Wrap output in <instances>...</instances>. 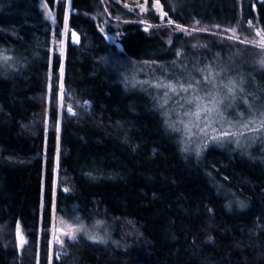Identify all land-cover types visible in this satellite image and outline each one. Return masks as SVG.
<instances>
[{
	"label": "trees",
	"instance_id": "16d2710c",
	"mask_svg": "<svg viewBox=\"0 0 264 264\" xmlns=\"http://www.w3.org/2000/svg\"><path fill=\"white\" fill-rule=\"evenodd\" d=\"M159 3L196 33L149 31L126 12L117 20L115 58L101 22L119 11L106 7L104 14L101 0H0V57L9 58H0V226L19 228L30 242L25 258L0 242V264H37V255L49 264V234L39 242L41 224L46 233L51 228L57 169L58 211L71 222H102L112 236L69 243L52 264H264V148L251 155L218 146L198 157L186 152L166 121L158 87L195 73L187 61L206 50L243 52L260 64L264 49L242 41L264 30V0ZM68 6L69 28L81 45L68 42L65 87L90 110L64 113L59 153L54 131L40 155L46 76L50 69L58 76L62 65L53 38L65 26ZM49 12L56 14L55 29ZM242 87L250 102L264 100V69L245 75Z\"/></svg>",
	"mask_w": 264,
	"mask_h": 264
},
{
	"label": "rangeland",
	"instance_id": "374dc122",
	"mask_svg": "<svg viewBox=\"0 0 264 264\" xmlns=\"http://www.w3.org/2000/svg\"><path fill=\"white\" fill-rule=\"evenodd\" d=\"M70 1V0H69ZM101 3L104 5L103 12L105 14L106 7L108 8H115L118 9L119 14L117 13V17L108 18L105 22H101L104 26L101 28L103 29L102 33L107 38V40L114 45L115 47V58L116 54L121 51V45L119 43L120 40V31H119V24L117 25L120 17H122L123 13H130L134 14L135 17L141 21L149 31H155L164 35H168L172 37L177 34H184L186 36H193L196 33V29L193 27H180L178 23H169L171 20L168 15H165V11L163 6L159 3L157 6L156 1L150 3L149 0H144L142 3L139 4H127L124 3L122 0H101ZM69 5V2H68ZM140 5H144V8H141ZM109 12V10H108ZM69 14H70V7H67V15L65 26L60 32V36H54L53 41L56 47L60 48L61 56H62V66H63V80H59L58 76L54 75L52 69H50L49 73L46 76V103L47 108L45 112V119L43 123L44 129V139L40 146L39 154L43 155L44 152L47 151L48 140L49 136L52 132L56 131L57 133V152L59 153L60 150V129L62 125V120L64 113H68L69 116L77 117L80 115L81 112L90 110V104L88 102H79L75 101L72 97L68 96L65 87V56L68 42L71 41L70 35V28H69ZM102 15L101 12V16ZM95 15V17L100 16ZM47 18L51 21L53 28H57L56 22V14L55 13H47ZM173 21V20H171ZM114 27V33H110L107 28ZM257 30V28H256ZM255 30V40H259V37L256 35ZM181 53V52H180ZM196 54L191 56V59L187 61V68H194L196 72H191L189 75L184 77L183 83H193L194 81H202L204 76L215 75L216 76V85L217 87L214 89L211 85L204 86L201 84L200 89L197 94L203 96L208 92H219L220 95H224L226 89L223 88V84H226L229 80H239L244 78L245 75H251L257 73L259 70L264 69V65L261 64H254L255 60L257 59L255 56H251L245 54L243 52L238 51H225L221 53H217L211 50L203 51L198 56ZM253 62V63H251ZM115 63V62H114ZM112 63V64H114ZM190 70V69H189ZM192 71V70H191ZM228 79V80H227ZM63 83V93L60 90V83ZM173 83H178L177 81ZM167 84V83H165ZM164 92H167L168 95L165 96L163 94L162 98V105L164 107V115L166 117L167 123L170 125L171 122H174L175 127H171L175 129L180 134L182 146L186 152L194 153L197 157L201 154L202 151L213 147H223V148H231V149H240L241 151L247 152V155H251L254 150L261 147L264 148V132L258 133L256 138H253L252 133H246L244 137L240 138V143L237 144L235 137L229 138H220L217 140L211 139L212 136H217L216 132H212L211 128L206 129L207 135L201 133L199 128L195 125L200 124L203 127L205 121L203 114L199 121L196 120L194 116L185 115L186 112L194 111L195 105L189 104L186 101L187 97H190L193 92L191 89L187 93L183 92L182 90L178 89V93H173L169 89L162 87ZM56 91H58V122H52L50 118V108L52 107L54 100L56 101ZM244 96V93L237 92V98L235 101H230L228 99L224 100V103L221 105V111L225 120L227 121H238V120H246L249 117L255 115V113L251 112L247 105L243 103L245 109H242L243 106H237L236 102L242 98L239 96ZM167 100V103H165ZM263 99L256 98L254 102H250L253 104V108L260 109L264 107ZM243 102V101H242ZM71 109V111H69ZM244 113L243 117L239 116V113ZM42 117V116H41ZM219 121V117H217ZM56 130L54 129L55 126ZM217 128L224 127L225 130H228L226 125L223 122H219L215 125ZM29 127V126H28ZM190 127L191 132L188 133V128ZM57 128L59 129L57 131ZM27 129V128H26ZM57 153V156H58ZM58 160H56V168H58ZM56 179L54 184V202H53V211H52V221H51V228L49 229L48 233H46V229L41 224V232H40V242L43 238L44 234H49V261L51 264L55 257L60 258V254H64L67 251V245L69 243H75L79 241H92V242H101L99 240H92L89 239L90 235H98L100 237H105L106 240L110 239L112 236V232H110L107 228H103L102 222H93L91 224L85 223L82 220H75L70 221L67 219L62 213H60L57 209V195L59 192V179H58V169L56 170ZM67 189V188H63ZM231 205L233 207H238V204L235 201H232ZM44 206V205H43ZM75 232L76 239H70V234ZM18 233L24 237L25 242L23 244L20 243L18 239ZM63 241V244H61ZM0 242L5 246L9 247L15 246L21 253L24 254L29 251L28 247L30 246V242L25 234V232L20 231L19 228H15L14 230H9L6 226H0ZM37 264H40V257L37 255Z\"/></svg>",
	"mask_w": 264,
	"mask_h": 264
},
{
	"label": "snow or ice",
	"instance_id": "6c2138e0",
	"mask_svg": "<svg viewBox=\"0 0 264 264\" xmlns=\"http://www.w3.org/2000/svg\"><path fill=\"white\" fill-rule=\"evenodd\" d=\"M157 6H159V0H156ZM141 8H144V5H140ZM166 15V13H165ZM169 23H174V21H169ZM197 23H199L197 21ZM249 24H251V21H249ZM183 27L182 25L180 26ZM218 27V26H217ZM103 31V29H101ZM229 31H232L229 29ZM256 35L259 37V40H251V41H242L244 43H251V44H258V46L261 49H264V30L257 29ZM4 60L9 59L6 56L0 57ZM259 63L261 65H264V57H262L259 60ZM59 80H63V66H60V74L58 76ZM216 76L213 74L211 77L204 76L202 81H194L193 83H173L169 81L167 84H159L158 87H165L169 89L173 93H178V89L182 90L183 92L187 93L189 89L192 90L193 94L190 97L186 98L187 103L194 104L195 110L186 112L185 115L188 116H194L197 121L201 119V116L203 114L204 117V125L203 127L200 126V124H196L195 126L199 128V131L201 133H204L207 135L206 129L211 128L212 132H216L217 136H212L211 139L217 140L220 138H237L236 142L237 144L240 143V138L244 137L246 133H252L253 138H256L258 133L264 132V107L260 109L253 108V104L249 102L247 95L242 96L243 103L247 105L248 109L255 113V115L249 117L246 120H238V121H227L225 120L223 113L221 111V105L224 103L225 99H228L230 101H235L237 98V92L244 93V88L242 87L243 78H241V83H237L235 80H229L226 84H223V88L226 89V92L224 95H220L219 92H208L205 95L201 96L198 93L201 84L204 86L211 85L214 89L217 87L216 83ZM61 93H63L64 85L61 82L60 85ZM168 93L165 92V96H167ZM165 103H167V100H165ZM71 111V109H69ZM240 117L244 116V113H239ZM217 117H219V121L217 120ZM223 122V124L226 125L228 130H225V128L222 126L220 128H217L215 125L219 122ZM170 127H175L174 122L170 123ZM59 129L57 128V131ZM191 129L188 128V133L190 134ZM58 160V156H57ZM67 191V189H65ZM243 206V203L241 204ZM18 239L20 240V243L23 244L25 242L24 237L18 233ZM70 239H76L75 232L70 234ZM89 239H92L94 241L99 240L103 242V237H100L98 235H90ZM61 244H63V241H61ZM49 264H51V261H49Z\"/></svg>",
	"mask_w": 264,
	"mask_h": 264
},
{
	"label": "water",
	"instance_id": "95a60500",
	"mask_svg": "<svg viewBox=\"0 0 264 264\" xmlns=\"http://www.w3.org/2000/svg\"><path fill=\"white\" fill-rule=\"evenodd\" d=\"M71 44H72L73 46H75V47H78V46L81 45V36H80V34H79L76 30H74V29L71 30ZM65 191H66V190H64V192H65Z\"/></svg>",
	"mask_w": 264,
	"mask_h": 264
},
{
	"label": "bare ground",
	"instance_id": "6f19581e",
	"mask_svg": "<svg viewBox=\"0 0 264 264\" xmlns=\"http://www.w3.org/2000/svg\"><path fill=\"white\" fill-rule=\"evenodd\" d=\"M71 32V31H70ZM71 35V34H70ZM65 190V189H64ZM66 192V191H65Z\"/></svg>",
	"mask_w": 264,
	"mask_h": 264
},
{
	"label": "flooded vegetation",
	"instance_id": "af4514ba",
	"mask_svg": "<svg viewBox=\"0 0 264 264\" xmlns=\"http://www.w3.org/2000/svg\"><path fill=\"white\" fill-rule=\"evenodd\" d=\"M58 259H59V257H58Z\"/></svg>",
	"mask_w": 264,
	"mask_h": 264
}]
</instances>
